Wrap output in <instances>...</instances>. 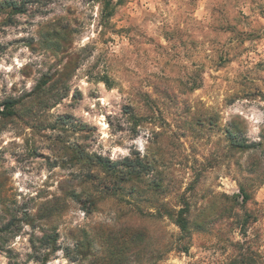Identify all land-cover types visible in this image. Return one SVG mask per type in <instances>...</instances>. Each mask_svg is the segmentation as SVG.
<instances>
[{"label": "rangeland", "instance_id": "obj_1", "mask_svg": "<svg viewBox=\"0 0 264 264\" xmlns=\"http://www.w3.org/2000/svg\"><path fill=\"white\" fill-rule=\"evenodd\" d=\"M6 100L0 264H88L129 220L154 264H264V0H0ZM183 200L185 251L133 215Z\"/></svg>", "mask_w": 264, "mask_h": 264}, {"label": "trees", "instance_id": "obj_2", "mask_svg": "<svg viewBox=\"0 0 264 264\" xmlns=\"http://www.w3.org/2000/svg\"><path fill=\"white\" fill-rule=\"evenodd\" d=\"M13 10H15V7H13ZM16 11L21 12L22 10L19 9ZM2 105L3 108L0 110L1 117H9L15 114L13 101L6 100L2 103ZM98 159L102 162V158L98 157ZM125 161V167L128 168L129 171L122 173L120 175L121 179H125L126 177L138 179L140 169L137 170V167H141L143 163L141 161H137L138 163L135 164L127 159ZM111 167L114 168L115 164L113 163ZM239 190L242 193V199L246 198L247 195L244 193L243 188L239 187ZM239 197L240 195L234 194L229 198L236 201ZM187 209V201L183 200L182 207L178 210H171L166 208L164 204H161L158 206L155 213L150 212L145 214L143 212H136V214L133 215H136V217L140 219L145 217H168L171 219L172 222L179 228V233L175 238V242L180 245V249H184L183 251H185L187 250L186 245L188 244L187 241L191 230L194 228L190 224ZM197 230H200V228ZM102 233L104 238L102 243L100 242L102 247V250L99 253L100 256H94L88 264H132V262H135L136 264H154L156 261L163 259L166 243L160 244V247L158 248H152L151 235L149 229L145 225L141 226L139 223L131 222V220H129L119 227L112 229V231H104ZM51 241H53L51 247H54L56 239L53 237V239H49V242ZM167 243L168 246H172L170 241ZM90 250L91 249H85L84 252L86 254L93 255Z\"/></svg>", "mask_w": 264, "mask_h": 264}]
</instances>
